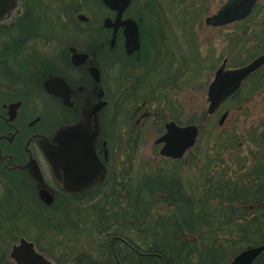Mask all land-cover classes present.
I'll return each instance as SVG.
<instances>
[{"label": "rangeland", "instance_id": "374dc122", "mask_svg": "<svg viewBox=\"0 0 264 264\" xmlns=\"http://www.w3.org/2000/svg\"><path fill=\"white\" fill-rule=\"evenodd\" d=\"M225 1L134 0L130 11L142 16L140 58L122 60L127 64L124 71L113 70L118 74L114 81L108 57L102 54L101 58L111 93L112 113L106 123L109 175L92 196L81 201L60 199L45 207L27 193L31 202L24 200L21 203L27 206L18 208L20 202L2 200L0 254L6 260L21 237L33 241L56 264H70V256L80 251L100 258L99 243L107 234L111 241L112 232L148 251L155 238L160 241L156 232L163 234L172 220H187L184 216L188 220L179 231L190 248L181 252L193 264H226L240 251L263 241L264 236L254 232L260 227L264 232V220L253 227V216L245 207L251 208L259 186L264 189V66L251 72L213 113L207 111V93L221 64L225 63V69L238 68L264 51V41L253 36L255 28L264 29V13L258 16L252 9L246 18L225 26L206 25V17ZM257 6L264 12V0ZM36 7L47 9L50 19L69 7L87 15L93 28L86 30L90 22H80L79 43L95 44L109 37L103 20L111 13L100 0H44V5ZM53 31L64 32L60 28ZM43 33L37 34L39 40L32 46L37 56L45 51ZM69 37L66 30L63 38L54 39L65 43ZM158 53L167 56L166 65L155 64ZM159 67L166 68L167 74L179 69V75L174 80L161 79ZM125 69L131 77L123 82L120 76H127ZM135 77L138 82L131 88ZM144 111L151 116L136 123ZM171 120L199 128L195 143L178 159L161 155L162 144L155 142ZM259 200L257 205L263 204L264 196ZM99 201L110 221L99 225L103 233L95 239L92 230L86 233L83 229H91L92 205ZM177 234L173 230L169 236L176 248ZM116 247L124 257L126 246L116 242ZM6 264L14 263L8 260ZM252 264H264V250Z\"/></svg>", "mask_w": 264, "mask_h": 264}, {"label": "flooded vegetation", "instance_id": "af4514ba", "mask_svg": "<svg viewBox=\"0 0 264 264\" xmlns=\"http://www.w3.org/2000/svg\"><path fill=\"white\" fill-rule=\"evenodd\" d=\"M133 2L134 0H130L121 16V20H134L139 29L140 46L131 52H128L125 45L126 26L120 23L113 25L117 11L106 5L111 13L106 17L110 19V26H105L104 20L103 26L109 37L100 43L95 41L94 44L87 41L79 43L82 32L80 22H90L86 30H92L93 26L87 15L71 11L70 7L67 10L64 8L61 13L50 19L47 9L36 7L44 5V0H3L0 3V207L2 200L20 202L16 204L18 208L26 207L27 205L23 206L21 202H31L26 197L27 193L36 196L45 207L54 206L60 199L81 201L90 194L92 196L97 187L106 181L109 175L106 123L112 110L109 112L111 93L106 84L101 58L102 54L108 57L107 64L112 70L110 79L113 81L118 75L114 73L117 68L124 71L130 58H140L143 50L142 16L130 11ZM258 3L259 0H256L253 11L258 12L256 14L260 16L264 12L257 9ZM137 11L141 12L139 8ZM74 14L77 19L73 18ZM65 15H68V19ZM206 25L222 27L227 24L214 25L206 22ZM57 28L64 31L63 35L66 30L69 31L70 37L65 43L54 39L63 38V35L53 31ZM42 32L45 34V51L37 56L32 46L39 40L37 34L42 36ZM253 36L259 41H264V29L257 31L255 28ZM27 48L31 50L28 52ZM263 53L264 51L261 54ZM166 57L164 54H156L155 64L166 65ZM174 59H178V56L175 55ZM122 60L127 61L121 62ZM263 66L264 64L258 69ZM159 72L160 78L164 80H174L179 75V69L167 74L166 68L159 67ZM121 77L125 82L131 75L127 73V76ZM137 82L135 77L131 88L135 87ZM139 110L140 107L135 111ZM135 114L134 112L133 115ZM150 116V111H144L136 119V123L147 120ZM77 124L91 130L97 129L95 149L105 165L106 172L96 175L83 189L66 192L54 179L41 143L51 141L59 129ZM36 167L40 171L38 178L34 172ZM42 190L44 199L39 196ZM116 242L127 248L123 263L117 251L115 253L113 250L117 264H143L140 257H160L158 252L141 250L132 244L128 237L114 235L111 238L112 248H116Z\"/></svg>", "mask_w": 264, "mask_h": 264}, {"label": "water", "instance_id": "95a60500", "mask_svg": "<svg viewBox=\"0 0 264 264\" xmlns=\"http://www.w3.org/2000/svg\"><path fill=\"white\" fill-rule=\"evenodd\" d=\"M2 1L0 0V3ZM102 2L117 11L113 25L120 23L126 26L125 45L128 52L138 49L140 40L137 24L132 19L121 20L123 10L130 0H102ZM255 2L256 0H227L215 14L206 18V22L222 25L243 19L251 12ZM104 25L110 26L109 18L104 19ZM262 64H264V53L238 68L225 69V63L221 64L208 86V113H213L225 99L240 87L242 81ZM226 115L227 113L222 115L221 122ZM97 133V129L91 130L77 124L59 129L51 141L41 143L43 154L54 179L66 192L81 190L96 175L106 172L105 165L99 159L95 149L94 139ZM197 134L198 125L196 124L181 126L170 121L166 124L165 133L155 142L163 143L160 149L161 155L180 158L195 143ZM34 172L36 173L35 177L38 178L40 171L37 167ZM39 196L44 199V190L40 191ZM263 250V244L249 246L236 254L227 264H252ZM9 256L15 264H55L54 261L39 252L32 241L24 237L12 245Z\"/></svg>", "mask_w": 264, "mask_h": 264}, {"label": "trees", "instance_id": "16d2710c", "mask_svg": "<svg viewBox=\"0 0 264 264\" xmlns=\"http://www.w3.org/2000/svg\"><path fill=\"white\" fill-rule=\"evenodd\" d=\"M229 182V180H228ZM240 189V188H239ZM241 189H246V188H241ZM253 192V191H251ZM244 193V192H243ZM262 196H264V189H261V187L259 186L258 190H256L255 192H253V202L250 204L251 208H246V210H248L247 212L249 213V211L251 212L253 219V227L254 224H259V222L264 220V203L261 205H257V200H259ZM248 197H250V194L248 195ZM103 202L99 201L96 205H94V208H92L93 210V214H91V217L93 218L91 221V229H83L86 233H94L92 235H94V238L96 239L97 236L96 234L100 233L102 234L103 231H101L99 229V225L103 224V223H107L109 220L108 214L106 213L104 204H102ZM108 217V218H107ZM184 219L188 220V217L184 216ZM187 220H183V222L181 223V221H177V220H172L171 223H169V228L168 231L164 230V233L162 234H158L157 232L155 233V235H157L160 238V241L158 240H154L155 241L152 244H150L151 246L147 249V252H158L160 253L164 259L166 260L167 264H193L192 259L188 258V255H183L181 251H186V248H190L188 247V242L187 240L183 239L181 236V233L179 231V229L181 227H183L182 224H184ZM162 225H165V223H160ZM254 229V228H253ZM256 229V228H255ZM89 230H92L89 231ZM109 229H105V231H108ZM176 231L178 232V234L176 235V240H178V245L177 248L175 246L172 245V243L170 242L172 238H169V236L171 235L172 231ZM104 231V232H105ZM254 231V230H253ZM169 232V233H168ZM254 233L258 234L260 236V234L262 236H264V232L263 229L260 227V229L257 231H255ZM109 236V234H107ZM111 235H123L119 232H112L110 234ZM103 237V241H101L99 243V251H100V258L99 257H94L92 255H87L86 252H78L75 255H71V261L70 264H117V260L113 254V248L111 245V241L110 239H108L107 237ZM261 237V236H260ZM89 238H91V236L89 235ZM262 238V237H261ZM101 239V238H100ZM175 239V238H174ZM263 241H261L260 244H264V237L262 238ZM130 242L134 245H136L135 243H133L131 240ZM259 245V244H258ZM137 246V245H136ZM184 248V249H183ZM119 259L121 261V263H123L124 258L121 255L120 250L116 247L115 248ZM5 255H1L0 254V264H6L8 262V260H10L7 256V260L5 259ZM140 260L143 261V264H163V259L161 257H155V256H144V257H140ZM209 261V260H208ZM139 263V262H137Z\"/></svg>", "mask_w": 264, "mask_h": 264}]
</instances>
